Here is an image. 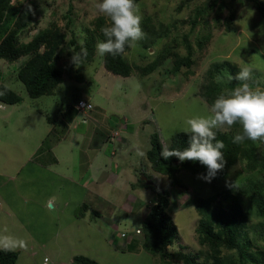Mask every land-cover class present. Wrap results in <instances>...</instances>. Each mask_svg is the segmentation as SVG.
Returning a JSON list of instances; mask_svg holds the SVG:
<instances>
[{
  "label": "rangeland",
  "instance_id": "obj_1",
  "mask_svg": "<svg viewBox=\"0 0 264 264\" xmlns=\"http://www.w3.org/2000/svg\"><path fill=\"white\" fill-rule=\"evenodd\" d=\"M14 1L19 9L15 22L20 13L27 14L22 42L53 23L65 35L59 49L64 81L53 93L33 98L17 76L27 57L13 62L0 59V84L22 97L16 104L0 101V246L19 252L17 264H76L77 255L99 264H162L158 255L141 246L142 233H136L157 193L145 188L143 196L138 195L146 202L141 207L128 185L130 172L140 176L145 170L167 184L168 176L154 171L147 159L151 135L158 132L167 145L185 131L187 119L210 114L202 91L214 62L229 60L240 70L251 69L257 81L250 87L264 90V18L255 2L140 0L141 28L162 36L150 47L141 39L125 51L134 69L125 77L108 71L96 50L92 61L83 58V65L71 63L69 50L77 52V45L84 46L95 22L102 17L110 23L96 9L100 0ZM187 43L193 46L192 66L172 73L173 58H167L150 73L141 74L139 67L154 61L164 46L184 55ZM79 98L91 101L94 109L77 112L74 105ZM219 130L242 132L239 123ZM90 167L100 169L99 178L104 180L106 201L99 200L98 206L86 189ZM263 174L247 171L245 162L239 161L226 181L213 184L181 170L178 175L186 187L170 188L169 212L179 233L170 249L197 255L204 249L196 230L201 217L194 205L197 196L223 189L226 182L236 184ZM94 206L99 216L91 211ZM263 222L254 211L248 235L264 249ZM224 254L238 261L236 250ZM197 261L208 264L205 255Z\"/></svg>",
  "mask_w": 264,
  "mask_h": 264
},
{
  "label": "trees",
  "instance_id": "obj_2",
  "mask_svg": "<svg viewBox=\"0 0 264 264\" xmlns=\"http://www.w3.org/2000/svg\"><path fill=\"white\" fill-rule=\"evenodd\" d=\"M139 1L135 0V3L137 4ZM253 1L264 18V1ZM214 2L217 4V0ZM18 10L14 0H0V59L13 62L26 56L17 76L25 84L29 95L37 98L51 94L64 81V71L59 66V49L65 43V35L61 32L60 27L53 23L50 27L39 30L29 42H22L20 34L26 26V19L23 17L27 14L20 13V18L15 22ZM95 23L96 26L86 39L84 46H76L77 53L81 51L82 47L87 49L88 54L84 59L88 61H92L94 58L97 41L105 39L101 28L111 24L102 17ZM143 26H147V21L143 22ZM142 30L145 34L143 42L146 47L155 44L162 36L161 33H156L155 30L149 28L145 30L142 28ZM147 39L149 43L146 41ZM198 41L199 46H202L203 39ZM129 48L126 46V50ZM186 49L187 53L181 55L170 46H164L154 61L139 67V70L141 74L150 73L167 58H173L172 73L180 71L183 66L190 67L194 63L191 43L186 44ZM84 59L81 60L82 65ZM103 62L108 71L125 77L130 76L134 70L125 53L116 56L107 54L104 56ZM240 71V68L229 60L217 61L210 65L206 73L208 83L205 90L202 91L210 106L218 95L225 91V87L231 90L244 83V81L235 79L228 80V75L235 77ZM218 76L222 78V82H217ZM256 81L257 76L255 75L247 83L255 85ZM0 101L6 104H16L22 101V97L10 86L1 83ZM75 105V110L80 112ZM215 131L216 139L224 141L225 147L222 151L226 164L223 170L212 179L213 184L226 181L230 168L239 161L245 162L247 171H264V148L261 147L260 142L246 139L237 144L232 142L233 137L238 134L237 132ZM190 135V133L181 131L167 145L164 144L158 132L151 135V148L147 151V159L154 171L168 176V182L166 185H162L145 170L141 171V175L145 174L157 183L155 186L148 185L141 175L139 176V182L143 187L150 188L157 193V200L147 208L146 217L140 227L143 235L142 247L149 253L158 255L162 264H174L175 262L198 264L197 260L200 255H205L208 264H264V249L257 247L254 240L248 235L253 212L255 211L264 218V174L261 177L251 175L242 182L236 183L234 187L226 186L223 189L215 190L208 196H197L194 205L201 217L196 230L198 242L204 249H201L198 255L183 250L172 251L170 249V245L174 243L179 234L169 212L172 202L170 188L173 186L186 187L178 175L181 170L200 175L206 173L207 169L198 161L181 162L176 157L165 160L160 156V152L162 147L180 148L181 150L186 148ZM178 161L180 163L176 164ZM245 199L248 200L247 207L244 205ZM82 208L85 210L87 203H84ZM260 226L264 230V222L260 223ZM224 250H236L238 261L225 255ZM18 256V251L14 249L1 248L0 264H16ZM74 263L99 264L97 260L84 255L75 256Z\"/></svg>",
  "mask_w": 264,
  "mask_h": 264
},
{
  "label": "clouds",
  "instance_id": "obj_3",
  "mask_svg": "<svg viewBox=\"0 0 264 264\" xmlns=\"http://www.w3.org/2000/svg\"><path fill=\"white\" fill-rule=\"evenodd\" d=\"M96 9L111 22L110 26L101 28L105 39L98 40L95 45L98 56L124 54L126 46L131 47L144 38L142 17L138 14L135 0H100ZM69 51L72 52L71 63L76 66L88 54L83 47L79 53ZM250 78L251 69L247 68H242L235 77L228 75L229 81L235 79L244 83L221 92L210 106L209 115L196 116L185 121V133L191 134L186 148L181 150L162 147L160 156L165 160L176 157L181 162L198 161L207 169L198 178L211 183L226 164L222 151L225 144L224 141L216 139L215 130L224 126L231 128L239 123L242 132L233 137V143L238 144L247 139L264 144V90L251 88L247 83ZM217 82H222V78L218 76ZM139 155L143 156L144 153L140 152ZM226 186L236 185L226 182Z\"/></svg>",
  "mask_w": 264,
  "mask_h": 264
},
{
  "label": "crops",
  "instance_id": "obj_4",
  "mask_svg": "<svg viewBox=\"0 0 264 264\" xmlns=\"http://www.w3.org/2000/svg\"><path fill=\"white\" fill-rule=\"evenodd\" d=\"M79 99H81V98H79ZM134 167L135 166H133V169H134ZM100 171L101 170L98 169L97 167H96L95 171H92V167H90L89 172L87 174L89 176L87 178V180L89 181V184L87 185L86 189L90 193V195L93 197L91 200H93V202L96 204V206L99 205V200H102L101 202L106 201V196H105V193H104V180L99 178V176L102 177ZM93 172H95V173L93 174ZM129 178H130V180H129V184L128 185L132 188L133 191H135V194H136V195H133V197L137 200L138 204L141 205V203H142L141 207H143L146 202L143 201V199L140 196H138V195L143 196L145 187H143V185H141V183L139 182V176L137 174H134L133 171L130 172ZM91 211L95 212L98 216L101 213L98 209L95 208V206L91 209ZM146 214H147V211H146V213L144 215V218L146 217ZM144 218H143V220H144ZM137 229H140V227H138ZM133 240L134 239H131L130 241H128V244H131ZM4 247H9L11 249H14L12 246H7V245L6 246H0V249L4 248ZM19 258H20V254L18 256L17 263L19 261Z\"/></svg>",
  "mask_w": 264,
  "mask_h": 264
},
{
  "label": "built area",
  "instance_id": "obj_5",
  "mask_svg": "<svg viewBox=\"0 0 264 264\" xmlns=\"http://www.w3.org/2000/svg\"><path fill=\"white\" fill-rule=\"evenodd\" d=\"M75 107L80 111V112H84L86 113L87 111H90L91 109L94 108V104L91 102V101H88L84 98H81V99H78ZM1 205V203H0ZM136 233H141V230L140 229H137L136 230ZM123 236H125L123 234ZM48 258L45 259V261H47Z\"/></svg>",
  "mask_w": 264,
  "mask_h": 264
},
{
  "label": "water",
  "instance_id": "obj_6",
  "mask_svg": "<svg viewBox=\"0 0 264 264\" xmlns=\"http://www.w3.org/2000/svg\"><path fill=\"white\" fill-rule=\"evenodd\" d=\"M179 163H180V161H178L176 164H179ZM141 178H142L143 180H145L146 183H147L148 185H153V186L157 185L156 181H154V180H152V179H149L148 176L145 175V174H143V175L141 176Z\"/></svg>",
  "mask_w": 264,
  "mask_h": 264
}]
</instances>
